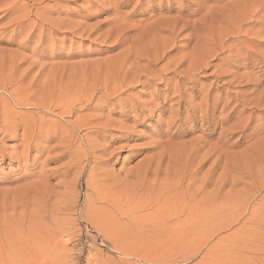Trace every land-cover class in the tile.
<instances>
[{
	"label": "rangeland",
	"instance_id": "374dc122",
	"mask_svg": "<svg viewBox=\"0 0 264 264\" xmlns=\"http://www.w3.org/2000/svg\"><path fill=\"white\" fill-rule=\"evenodd\" d=\"M56 1L54 4L46 0L43 4L54 5L53 11L42 9L43 5L38 4L43 12L41 15L47 14L52 21L79 23L83 31L92 28L91 32L85 34L79 30L71 33L39 24L35 31L28 28V31L14 35L12 27L3 33L4 25L10 20L6 13L10 0H0V98L7 101L13 112L34 114L38 112L39 105L49 103L52 107L57 104L58 88L75 78L73 71L76 78L70 82L75 86L85 81L88 84L101 82L106 74L107 61L113 60L126 47L111 52L99 40L106 27H101L99 31L97 27L110 21L116 12L121 13V18L130 17L135 22L140 19L135 15L138 0H132L125 6H119V0ZM168 1L152 2L155 8H159ZM262 2L258 0V4ZM171 5L173 13L177 12L185 20L196 17V6L189 7L182 0L171 2ZM90 10L96 12L95 16L86 20ZM216 63L214 61L213 65ZM255 64L252 62L234 77L245 73L250 81L260 79L264 84V59L262 63ZM29 66L28 70H32L30 76L20 83L18 78ZM39 68L44 69L45 76L54 70L61 74L65 68L71 71L73 78L67 79L65 75L64 82L55 87L50 97L40 87L46 79L44 74L39 80H33ZM83 70L87 71L86 74ZM93 72L101 73L97 76ZM211 82L212 78H200L189 83L182 97L187 98L186 101L191 100V103L188 101L182 108L175 100L177 94L173 90L168 92L167 86L162 83L150 80L127 88L124 95L129 98H139L144 102L153 99L156 102V99L168 97L174 99L175 105L169 102L165 114L144 112L138 117L131 116L132 109L125 108L126 111L129 109L127 113L131 120L124 123L134 131L125 142L111 144L114 154L103 159L108 160L107 165L104 164L109 177L107 183H116L117 186L109 203L101 199L95 184L92 186L89 182L88 169L79 172L83 164L66 174L60 173L61 170L58 173L55 171L74 158L73 154L53 162L46 161L52 154L40 156L32 152L29 159L17 162L0 151V264H264V255L258 253L264 246L251 238L258 232L264 233V212L256 207L264 196V185H261L264 184V149L257 145L264 134L247 139L242 144L238 136L229 140L224 149L226 160L220 164L216 162L219 154H213L210 161H204L202 165H199V160L189 165L186 160L189 158H184L189 157V144L209 141L210 146H214L218 142L220 129L214 136L207 137V132L200 128V121L188 120L190 107L200 102ZM30 83H33L31 89L27 88ZM88 84H85V89ZM173 85L172 88L175 87ZM18 90L21 98L28 95L29 107L20 108L13 102L9 93L18 96ZM223 105V102L215 105L210 119L224 118L233 106L231 104L227 111L221 112ZM178 107L180 110L176 109ZM171 109L180 111V121L172 115ZM120 112L121 108L116 107L115 113L119 115ZM196 113L199 117L200 109ZM87 114L88 111L80 112V115ZM47 115L50 120L59 119L53 112H47ZM170 117L173 119L170 120ZM27 124L30 121L24 122V125ZM84 131L78 134L77 144L88 132ZM21 132L22 129H18L16 134ZM91 138L100 144L105 143L101 135ZM19 142L4 140L2 145L11 149ZM236 142L240 144L235 145ZM256 145L257 148H253ZM21 150L20 147L17 152ZM246 156L250 161L245 160ZM253 158L260 162L252 164ZM158 160L162 161L161 171L147 174ZM148 163L152 167L147 166ZM188 169L196 172L195 179L184 175ZM220 181L229 185L217 192L215 184ZM60 182L65 186H58ZM232 182L245 184L246 188L244 185L232 186ZM249 192H256L251 199L252 193ZM220 202L234 210L243 209L244 203L248 202L252 209L246 210L241 217L234 213L221 218ZM258 219L263 220L261 228L255 223ZM237 220L241 223L235 224Z\"/></svg>",
	"mask_w": 264,
	"mask_h": 264
},
{
	"label": "bare ground",
	"instance_id": "6f19581e",
	"mask_svg": "<svg viewBox=\"0 0 264 264\" xmlns=\"http://www.w3.org/2000/svg\"><path fill=\"white\" fill-rule=\"evenodd\" d=\"M44 1L46 0H10L6 12L10 20L4 25L3 33L7 28L12 27L14 35L28 31V28L35 31L39 24L71 33L82 30L79 23L58 19L52 21L47 14L42 16L41 8L54 10V5L49 6L47 3L43 5ZM51 1L53 3L57 2L56 0ZM130 1L132 0H119L118 5L125 6ZM152 1L138 0L137 4L135 3V15L140 17L136 22L132 21L130 17L124 18V16L121 18V15H119L121 13L116 12L110 21L102 23L101 26H98L99 24L94 25L98 26L97 31L101 27H106L100 39H98L111 52L126 47L113 60L107 61V68L104 70L106 74L101 82L88 84L85 81L86 83L83 82L78 85V82L76 81V83L74 80L77 84L75 86L70 82L76 78L74 71L75 78L71 77V71H67L65 68L61 74L58 70H54L45 76L44 69L39 68L35 73L37 76L32 78L34 81L39 80L44 74L46 79H44L45 82L43 80L44 83L42 82L40 87L43 91L49 93L50 97H52L55 87L61 83L65 75L67 79L69 77L73 78L67 80L68 83L62 84L63 87L61 85L58 88L57 104H53L51 107L49 103H44L37 106V113L19 114L13 112L5 99L0 98V151L17 162L20 161L19 159H29L32 152L40 156L45 153L46 155L52 154L51 157H47L46 161L51 160L53 162L67 159L69 155L73 154L74 158L57 167L55 171L58 173L61 170L60 173L66 174L83 164L80 169L78 168L79 172L88 169L89 182L92 183V186L93 183L95 184L97 193L102 197L101 199L109 203L117 186L116 183L115 185L107 183L109 177L105 173L104 164L107 165L108 160L103 159L114 154L115 150H111V144L125 142L130 133L134 131V128L127 126L124 122L130 121L131 116L138 117L144 112L159 111L165 114L169 109V106L166 105L169 102H174L173 98L168 99V97L156 99V102L153 99L144 102L139 101V98L132 99L127 94L124 95L130 86L143 85L150 80L164 84L165 87L167 86L168 92L173 90L172 92L177 94L175 100L182 108L188 101L191 103V100L186 101L187 98L182 97L186 86L200 78H212L213 82L207 86L208 89L205 87L207 90L200 102L190 107L191 116L188 120H191V122L200 121V128L207 132V137L214 136L220 129L218 142L214 146H210L209 141H200V143L198 141L194 145L189 144L191 146V151L187 148L190 151L189 157H184L189 158L186 159L189 165L194 164L197 160L200 161L199 165H202L204 161H210L213 154H219L216 158L217 164L222 163L223 160L225 162L224 154L226 152L224 149L229 140L238 136L239 142L242 144L256 135H263L264 84L260 79L250 81L245 73L237 77L234 76L237 75L238 71L247 69L252 62L258 64L262 63L264 59V0L260 4H258V0H182L188 3L189 7L193 5L197 8L195 13L197 18L191 16L188 20L183 19L180 14H176L177 12L173 13L171 2L173 4L177 0H169L170 2L168 1L167 4L159 5V8H155L156 6H153ZM38 4L43 6L38 8ZM95 13L92 10L88 11L85 19L90 20L89 16H95ZM15 14L17 16H14ZM91 29L82 30V33L89 34ZM220 56L222 57L220 58ZM214 61H217V63L213 65ZM29 68L31 67L29 66L22 71L23 75L18 78L20 83H23L24 78L30 76L32 70H28ZM74 69L76 68L72 70ZM83 71L86 74L87 71ZM99 73L93 72L94 75ZM262 75L264 77V72ZM174 78H177L176 82L173 81ZM56 82L58 84H53ZM84 83L88 84L89 88L86 86L87 89H85ZM17 84H19L18 81ZM90 84L93 85L89 86ZM173 84L175 85L174 88H172ZM32 86L33 83H30L27 88L31 89ZM18 93V96L9 93L16 106L20 108L29 107L31 104H28V95L26 94L21 98L19 90ZM113 101L115 103H112ZM220 102L224 104L221 112L227 111L231 104L233 106L224 118L210 119L215 105ZM116 107L121 108L119 115L115 113ZM125 108L132 109L130 110L131 116L127 113L129 109L126 111ZM176 109H179V107ZM199 109L201 114L198 117L196 111ZM81 110L88 111V114L80 115ZM179 110L171 109L172 115L178 119L177 121H180L179 115L181 113ZM47 112H53L60 121L58 119V122L55 118L50 120ZM172 119L173 117L170 120ZM26 121H30V124L24 125ZM170 123L172 124L169 121ZM253 124L254 127H251ZM18 129H22L20 135L16 134ZM84 130H88V132L82 136V141L77 144L79 141L78 134L82 131L85 132ZM93 135H101L102 141L105 143L100 144L91 138ZM4 140H20V142L16 147L6 149L2 145ZM239 142H236L235 145H239ZM257 145L258 148L264 149V138L260 139ZM257 145L253 148H257ZM20 147L22 150L17 152ZM160 147L162 146L160 145ZM203 149L207 150L202 153ZM184 152L182 153L184 154ZM250 152H248L249 156ZM248 158L246 156L245 160L247 161ZM253 160L251 161L254 162L252 163L254 165L260 162V160L254 158ZM248 161L250 160L248 159ZM147 166H151V163H148ZM161 167L162 161L158 160L154 168L147 174L150 172L157 174L161 171ZM184 175L190 179H195L196 172L188 169L184 172ZM230 184L232 186L244 185L246 188V185L240 182ZM60 185H62L61 182L58 183V186ZM215 185L217 192H221L229 183L220 181L216 182ZM62 186L64 187L65 184ZM198 191L201 192L202 189H198ZM249 193H252L251 199L256 192ZM256 207L257 210L264 212V196ZM251 209L252 206L248 202L244 203L243 209L237 208V210L222 202L219 206L221 218L234 213L235 216L241 217L246 210L250 211ZM262 221V219L255 220L259 228L262 227ZM232 223H234V220ZM239 223L241 222L235 221V224ZM251 238L253 242L264 246V233L258 232ZM258 253L263 256L264 247Z\"/></svg>",
	"mask_w": 264,
	"mask_h": 264
}]
</instances>
